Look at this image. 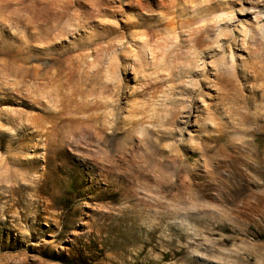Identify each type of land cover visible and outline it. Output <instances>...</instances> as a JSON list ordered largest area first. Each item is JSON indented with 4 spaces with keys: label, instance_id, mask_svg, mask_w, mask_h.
I'll list each match as a JSON object with an SVG mask.
<instances>
[{
    "label": "rangeland",
    "instance_id": "rangeland-1",
    "mask_svg": "<svg viewBox=\"0 0 264 264\" xmlns=\"http://www.w3.org/2000/svg\"><path fill=\"white\" fill-rule=\"evenodd\" d=\"M53 1L152 30L0 0V264H264V0Z\"/></svg>",
    "mask_w": 264,
    "mask_h": 264
},
{
    "label": "bare ground",
    "instance_id": "bare-ground-1",
    "mask_svg": "<svg viewBox=\"0 0 264 264\" xmlns=\"http://www.w3.org/2000/svg\"><path fill=\"white\" fill-rule=\"evenodd\" d=\"M136 1H137V5H138L136 7L138 9L139 8L140 9L146 8V6H143V4L140 3V0H136ZM56 4L57 3L53 0H29V3H27L25 8L23 6L22 8L19 9V11H17V12H20V14L18 16L19 18L17 20V25H20L22 27V31L24 33L28 34V36H30V38L33 39V37H36L39 40L41 39L42 41H46L50 36L49 34H51V33L49 32L47 34L48 29L47 30L41 29V31L39 32L38 28L45 25L46 26L45 28H48L47 26H49L51 29L57 27L59 30V28L61 26L60 23L62 22L61 20L63 18V15L66 14V11H64L65 9L64 10L59 9L60 11L56 10L57 9ZM140 5H142V6H140ZM26 7L31 8V10L33 12L32 16L28 13V11H27L28 8H26ZM60 7H58V8H60ZM93 12L92 13H86L85 12L86 17L88 16L89 19H91L89 22H96V20H97V19H95ZM123 13H124V11L122 9L114 11V14H116V15L123 14ZM65 16H67V14ZM132 26H140V27L144 26L147 29L146 32H150L152 30V26H150L146 21H144V20L141 21L139 19L136 21H132L130 23H124L120 27H117V26L111 27V26L103 25L102 30L100 32H98L97 34L96 33L91 34L85 41L78 43L77 45H75V41H74L73 46H71V48H68L69 44H66V41L62 37L63 36L62 32L60 33V31H59L56 35L50 37L51 39L49 38L46 41L47 45L44 46L43 51H44V53H46V51L53 53L54 54V57H53L54 62L56 64H58L59 62H61L63 60L65 55L71 54V52H73L79 48L85 49V48H91L92 47L93 48L92 50L95 51V49H96V52L100 51V50H107L109 48V45L106 46V45H103L102 43H105V41H107L115 33H118V32H121L123 34L126 33ZM32 27L35 28V30L37 29V31H32L31 30ZM66 29H67V31H66L65 36L69 37V33L72 32V30H70L68 27H66ZM53 30H55V29H53ZM40 33H42L44 36L40 35V37H38L37 34H40ZM148 34L149 33H145L146 36H148ZM152 34H155V33H152ZM59 40H62V41H59ZM25 42L26 41H24V43ZM147 42H149V41H147ZM25 45L27 46V48L25 50H23V52L21 54H24V57L28 58L27 54L29 53L28 51H30L31 46H30V43H28V44L25 43ZM44 53H43V55H44ZM23 60H26V59H23ZM58 70L54 71V73H53L54 77H57L56 75H58V73H59Z\"/></svg>",
    "mask_w": 264,
    "mask_h": 264
}]
</instances>
